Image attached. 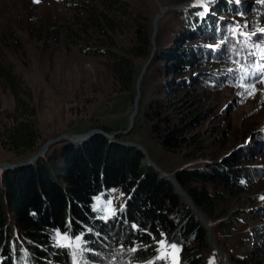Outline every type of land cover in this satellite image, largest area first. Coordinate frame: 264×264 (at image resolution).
<instances>
[{
	"label": "trees",
	"instance_id": "trees-1",
	"mask_svg": "<svg viewBox=\"0 0 264 264\" xmlns=\"http://www.w3.org/2000/svg\"><path fill=\"white\" fill-rule=\"evenodd\" d=\"M64 2L71 10L70 19L49 23L50 39L61 37L66 45L84 53L105 56L119 90H130L138 76L132 57H149L152 23L125 0ZM205 2L208 9L187 4L178 10L182 22L173 31L174 45L164 44L153 52L138 84L140 98L145 86L152 84L143 119L148 134L167 151L197 144V135L188 134L204 122L203 112L196 107L195 88L210 83L212 75L195 71L196 64L204 65V58L212 55L237 60L245 69L237 78L259 73L256 66H264V33L255 28L256 23L243 20L237 10L248 7L238 0ZM255 5L259 12L253 19L264 13V0ZM122 27L128 33L126 47L114 39ZM10 39L21 49L16 35ZM151 68L155 80L149 75ZM0 80L11 93L18 116L0 132V144L16 157L30 155L39 140L30 89L1 59ZM117 137L112 141L93 134L77 143L59 140L35 162L0 172V264H165L155 253L160 236L179 246V264H207L211 249L201 220L174 186L143 162L137 147L121 144ZM172 174L209 223L215 240L218 230L234 224L236 212L225 216L227 211L221 210L215 215V209L225 197L247 189L248 165L228 155L179 167ZM110 187L122 190L124 206L101 219L95 216L90 200ZM212 218H218L216 225ZM52 229L71 237L80 234V244L51 243Z\"/></svg>",
	"mask_w": 264,
	"mask_h": 264
},
{
	"label": "rangeland",
	"instance_id": "rangeland-1",
	"mask_svg": "<svg viewBox=\"0 0 264 264\" xmlns=\"http://www.w3.org/2000/svg\"><path fill=\"white\" fill-rule=\"evenodd\" d=\"M92 1L98 3V0ZM125 1L132 9L142 12L150 23L160 8H166L158 16L154 32L152 28V49L154 52L164 44L167 47L174 45L173 31L182 22L178 10L187 6L177 4L188 0ZM238 1L248 7L237 8L242 12L243 20L256 23L255 28L264 33V13L253 19L255 12H259L255 7L258 0ZM205 3V0H190L188 5L200 4L207 9ZM70 15L71 10L64 0H0V59L30 89V104L35 110L39 134L38 143L30 155L16 157L0 144V162L25 161L49 138L60 134H80L91 129L104 131L102 127L108 130L105 133L118 132L111 136L112 141L118 136L121 144H140L148 159L165 173L234 155L248 165V186L243 193L225 197L218 203L215 215L221 210L227 211L225 216L236 212V221L225 230H218L216 240L213 238L229 264H240L232 263L231 259L243 264H264V69L260 73L237 78L239 73L245 72L237 60L212 55L204 58V65L196 64L195 71L206 70L212 75L210 83L195 88L199 95L196 107L203 112L204 122L189 130L188 134L197 135V144L191 148L167 151L148 134L147 123L143 119L144 103L152 91V84L145 86L146 93L141 98L139 94L132 126L127 132H122L128 125L139 88L134 85L130 90H119L106 68L105 56L84 53L66 45L61 37L57 41L50 39L46 26L70 19ZM231 17L237 22L235 17ZM12 35L19 39L21 49L12 45ZM37 35L41 38L37 39ZM114 39L118 46L126 47L128 33L124 27L119 28ZM132 60L139 73L147 55L134 56ZM256 68L260 67L257 65ZM154 74L155 70L151 68V80H155ZM13 106L12 95L0 80V132L18 117ZM124 202L122 190L110 187L93 195L90 205L96 217L106 219L123 208ZM218 218H212L215 225ZM80 241V234L71 237L58 229L51 230V243L71 247L78 246ZM155 242V253L165 264H179L177 244L166 242L163 236L157 237ZM171 245H175V249ZM209 248L207 264H221V259Z\"/></svg>",
	"mask_w": 264,
	"mask_h": 264
},
{
	"label": "water",
	"instance_id": "water-1",
	"mask_svg": "<svg viewBox=\"0 0 264 264\" xmlns=\"http://www.w3.org/2000/svg\"><path fill=\"white\" fill-rule=\"evenodd\" d=\"M188 3H190V0H188L186 3H179L177 5H180V4H188ZM165 9L166 8H160L159 11L154 14V16L152 18L153 32L155 31V28H156V20H157L158 16ZM152 52H153V49L151 50L149 57L147 58V60L145 61V63L142 65V67H141V69H140V71L138 73V76H137V79H136V83H135L136 89L138 87L139 81H140V79H141V77H142V75H143V73L145 71V68H146L147 64L149 63V61L152 58ZM138 97H139V93H138V90H136V96H135V99H134V109H133L132 113L129 116L128 125H127L126 129L124 131H122V132H127L131 128V126H132L133 117H134V115L136 114V111H137L136 102H137ZM117 133L118 132L105 133L104 131H101V130L91 129V130H88V131H86L84 133H80V134H70V135L69 134H60V135H57L55 137H52V138L47 139L25 161H21V162H17V163L0 162V171H3L5 169H12V168H15V167H21V166H25V165H29V164L33 163L37 158H39L40 156L43 155V153L46 151L47 147L50 144L55 143L56 141H58L60 139H66V140L68 139V140H70L71 137H74L75 136V138H76L75 140H78V139L84 140V139L88 138L89 136H91L93 134H102L105 137H107V138L110 139L111 136L116 135ZM124 144L137 147L141 151V153L144 155V159H143L144 163H146L147 165L153 167L156 171H158L160 177H163L164 179L168 180L174 186L176 192L185 199V201L188 203L189 207L194 211V213L197 215V217L203 223L204 227L207 230V241H208V244L215 251V253L217 254V256L221 259V264H229L227 262L226 258H225L224 253L221 252V251H219L218 250V247L215 244V241H214V238H213V235H212V232H211V228H210L209 223L203 217V215L201 214V212L191 202V199L188 197V195L182 190V188L180 187V185L175 180L174 175L172 173H165L160 168H158L152 161H150L148 159V155H147L146 150L140 144H137V143H127V142H125ZM222 254L224 255V258L222 256Z\"/></svg>",
	"mask_w": 264,
	"mask_h": 264
},
{
	"label": "bare ground",
	"instance_id": "bare-ground-1",
	"mask_svg": "<svg viewBox=\"0 0 264 264\" xmlns=\"http://www.w3.org/2000/svg\"><path fill=\"white\" fill-rule=\"evenodd\" d=\"M207 9H208V8H207ZM75 139H76L75 136H74V137H71L70 141L75 142V143L82 141V140H80V139H78V140H75ZM218 250L220 251L219 248H218ZM221 252H222V251H221ZM222 256H223V258H224V255H223V254H222Z\"/></svg>",
	"mask_w": 264,
	"mask_h": 264
},
{
	"label": "snow or ice",
	"instance_id": "snow-or-ice-1",
	"mask_svg": "<svg viewBox=\"0 0 264 264\" xmlns=\"http://www.w3.org/2000/svg\"><path fill=\"white\" fill-rule=\"evenodd\" d=\"M36 2H39V0H36ZM231 71V70H230ZM262 199H264V197H262ZM135 227V226H134ZM77 239H79V237L77 238ZM171 247L173 248V249H175V245H171ZM133 251H135V249H133Z\"/></svg>",
	"mask_w": 264,
	"mask_h": 264
}]
</instances>
